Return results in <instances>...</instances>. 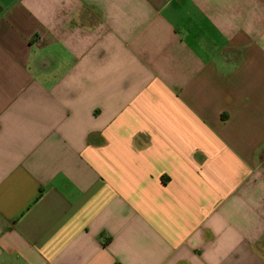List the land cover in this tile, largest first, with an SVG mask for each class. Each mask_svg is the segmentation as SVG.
Here are the masks:
<instances>
[{"label":"crops","instance_id":"1","mask_svg":"<svg viewBox=\"0 0 264 264\" xmlns=\"http://www.w3.org/2000/svg\"><path fill=\"white\" fill-rule=\"evenodd\" d=\"M0 264H264V0H0Z\"/></svg>","mask_w":264,"mask_h":264}]
</instances>
